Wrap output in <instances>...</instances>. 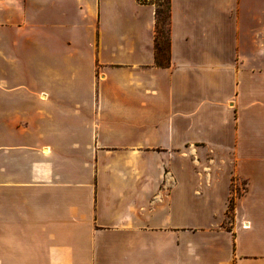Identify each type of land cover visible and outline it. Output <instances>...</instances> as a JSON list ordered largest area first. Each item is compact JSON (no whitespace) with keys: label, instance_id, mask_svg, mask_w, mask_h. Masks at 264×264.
<instances>
[{"label":"crops","instance_id":"crops-1","mask_svg":"<svg viewBox=\"0 0 264 264\" xmlns=\"http://www.w3.org/2000/svg\"><path fill=\"white\" fill-rule=\"evenodd\" d=\"M169 5L0 0V264H264V0Z\"/></svg>","mask_w":264,"mask_h":264},{"label":"trees","instance_id":"trees-1","mask_svg":"<svg viewBox=\"0 0 264 264\" xmlns=\"http://www.w3.org/2000/svg\"><path fill=\"white\" fill-rule=\"evenodd\" d=\"M145 2L147 0H139ZM155 3V2H154ZM170 0H168L166 9V18L163 21L162 11L157 3L156 5V63L160 66L169 64V33H170ZM233 201H231L232 203Z\"/></svg>","mask_w":264,"mask_h":264},{"label":"rangeland","instance_id":"rangeland-1","mask_svg":"<svg viewBox=\"0 0 264 264\" xmlns=\"http://www.w3.org/2000/svg\"><path fill=\"white\" fill-rule=\"evenodd\" d=\"M150 1L157 3L160 9L164 11V14L162 15L164 21L166 18V9H167L168 0H150Z\"/></svg>","mask_w":264,"mask_h":264}]
</instances>
